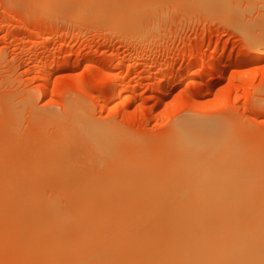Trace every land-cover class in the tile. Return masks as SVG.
<instances>
[{
    "label": "rangeland",
    "instance_id": "rangeland-1",
    "mask_svg": "<svg viewBox=\"0 0 264 264\" xmlns=\"http://www.w3.org/2000/svg\"><path fill=\"white\" fill-rule=\"evenodd\" d=\"M98 1L86 0V6L84 0H0V264H30L27 260L32 261L31 264L40 263L33 262V255L37 256L34 260L40 259L33 254L36 245L32 246L33 240L28 239L36 231L31 229L34 234L28 237V230L24 236L30 224H24L21 219L32 211L28 205L34 200L29 195L33 191L44 197L48 194L62 197L60 204L72 201L71 205H76V202L80 201V204L86 200L81 203L85 209L80 207L86 210L90 206L91 211L87 209L84 214L81 210L84 216L79 215V222L68 227L76 223L80 226V219L84 224L93 217L92 209L109 205L123 210L130 207L140 212L148 211L150 207L156 209L158 205L160 208L165 205L166 208H173V205L182 208L193 194L204 193L208 187H201V183L209 181L207 175L203 176L206 173L200 169L193 171L198 175L181 173L180 166L175 168L173 163L181 154L183 125L187 123L192 125L189 123L193 122L204 128V133L212 138H218L214 133L217 128L218 133L219 129L224 130L223 134L228 130L236 135L230 134L232 138L239 137L237 140L244 150L238 149L234 142L233 147L243 150L248 167L241 171L245 175L240 181V189L236 187L235 190L241 193L245 190L256 195L258 200V196L264 199V27H259L264 19V0H160L158 4L149 0L152 7L146 8L148 16L143 13L145 17H137L139 26H134L132 21L129 24L125 18L124 22L121 18L118 21V17L113 20L111 8L106 7L109 1L107 4L104 1L105 6L101 2L96 6ZM111 3L112 0L110 7ZM115 10L112 9L113 15ZM150 10H154L153 14ZM75 120L79 127L83 122L80 129ZM86 131H90L92 137ZM218 141L216 139L214 143ZM229 146L221 148L225 153H233L234 148L230 146L233 151L230 152ZM211 149H202L201 153H210ZM212 151L216 153L214 149ZM205 153L202 155L204 160L211 162L214 155L210 157L211 153H206L208 156ZM243 156L240 158L244 159ZM68 184L71 185L68 187ZM208 190L205 193L214 192V189ZM172 193H178L174 199L170 196ZM159 194H163L162 197ZM80 195L83 199L78 197ZM166 196L168 202L173 199L172 203L167 202ZM252 196L247 202L255 200ZM23 197H30V203L24 199L27 203L23 204ZM17 198H22L23 203ZM8 199H17L22 203L21 208L29 203L26 206L28 213L26 208L23 212L19 207L13 208L15 201L12 203ZM258 200L253 204L257 206L263 201ZM18 201L16 206L20 205ZM144 202H147L146 207ZM36 205L33 211L39 212ZM77 205L75 207H79ZM245 206L255 207L249 202ZM89 213L93 215L88 218ZM8 222L15 225V232ZM93 222L89 226L85 222V228L82 225L83 229L88 228L86 233L90 226H94L90 230H95L92 233L95 237L91 231L92 237L87 234V239L86 233H81L86 235L83 236L85 242L90 239L92 243L95 234L99 237L104 233L98 235L100 228L101 231L106 229L105 232L110 230L103 226L102 229L94 222L96 227ZM82 226L74 228L77 234L83 231ZM16 229L23 234L16 236ZM22 236L27 237L26 244H23ZM17 241L18 246L14 247ZM89 246L97 248V245L84 247L88 250ZM66 247L62 248L65 252L58 251V258H66L73 246ZM85 248L80 250L84 252ZM73 250V253L78 252L75 247ZM44 251L45 248V256L48 253ZM22 254L26 255L23 257Z\"/></svg>",
    "mask_w": 264,
    "mask_h": 264
},
{
    "label": "bare ground",
    "instance_id": "bare-ground-1",
    "mask_svg": "<svg viewBox=\"0 0 264 264\" xmlns=\"http://www.w3.org/2000/svg\"><path fill=\"white\" fill-rule=\"evenodd\" d=\"M84 1L86 3V0H84ZM104 1L105 0H103V1L99 0L97 2L96 6H99V4H101V3L104 4V6H105ZM108 1H109V3L111 2V0H106L105 1L106 4L108 3ZM146 1L147 0H141V1H138V0H114L113 1L112 0L113 3H111V7L109 6V3L106 7L107 8L109 7L108 9L111 8L110 9L111 11H112V9L114 10V8H116L115 13H114L115 15H113L114 11H112V12L110 11L111 17L112 18L114 17L113 20L117 19L116 17H118V19H117L118 21H120L122 19V21L124 22L123 18H125V20H128V23H129V21H132L135 23L134 26L135 25L139 26L140 24L139 25H137L138 23L136 24V22L138 21V20H136L137 17L140 15L142 17L148 16V14H147L148 10H146V8L148 9V7H150V8L152 7L151 4H150L151 6L149 5V0L147 1L148 3ZM152 1H155L158 4L160 0H152ZM150 3H151V1H150ZM87 4L88 3H86V6H88ZM155 5H156V3H155ZM157 6L158 5H156V7ZM121 7H124L123 9H125V10L120 9ZM107 8H106V10H107ZM159 8L161 9V7H159ZM83 9H85V8L83 7ZM97 9H100V8L97 7ZM117 9H118V12H117ZM80 10L83 11L82 9H80ZM121 11H123L122 13L126 12L128 14V17H126L127 16L126 13H125L126 15H124V14L121 15L122 14V13L120 14ZM153 11L154 10H152V11L150 10L149 12L152 13ZM157 11H158V8H157ZM95 12H97V11H95ZM108 12H109V10L106 12L107 15H108ZM79 13L81 14V12H79ZM79 13H77V14H79ZM130 13H132L131 17L129 16ZM143 13H146L145 16L143 15ZM116 14H120L121 16L116 15ZM141 16L138 17V19H141L142 18ZM111 17H109V19H111ZM125 22L127 23V21H125ZM260 22L261 23H259V27L262 26L261 28H263L264 27V19H262ZM121 24H122V22H121ZM129 24H131V23H129ZM132 25H133V23H132ZM260 57L261 56H259L257 58H260ZM74 109H76V108H74ZM82 110H85V109H82ZM74 119H76V118H74ZM75 121H77V120H75ZM85 121H86V119H85ZM80 123L82 126L83 122H80ZM185 123L186 122H184V124ZM61 124L63 125V123H61ZM179 124L182 125L183 123L182 124L179 123ZM189 124H192V125H188V123H187V125H183L184 126V128H183L184 129V131H183L184 137L181 138L182 139L180 141L181 146H179V150L181 151V154L176 156V160H174V158H173L172 160H174L175 162L171 161V163L172 162L175 163V166H174L175 168L179 165L180 169H181L180 170L181 173L182 172L183 173L184 172L185 173L186 172H189V173L192 172V174H193L194 170L199 171V169H200V172L202 171L203 174L206 173L203 176L207 175L209 177V179H208L209 181L205 182V183H204V181H202L204 184L201 183V187L205 186V188L208 187V189H214V192L205 193L208 190L207 188L205 189L206 191H204V193L198 192V190H197L198 193L193 194V196L190 199H188L186 201L184 200L185 203L183 205H181V206H183L182 208H179V207L177 208V206H175V205H173V206L176 208H174L173 206H172L173 208H166V205L164 206L165 208H160V207H158L159 205L158 206L155 205V207L157 206L156 209H152L150 207V209L148 210L149 207H147L148 211L140 212V211H136V209H130V207L124 208V210H123L122 208H119L117 206H110L109 205L108 207L99 208L97 210L92 209V212H95V213H93L94 215L92 213H89L88 214L89 216H87V217L89 218L91 215H93L94 218L92 216H91V218L95 219L94 222L98 223V225L100 224L101 225L100 227H102V226L107 227V228L109 227L108 229H110V230L107 229L109 232H105L106 229L104 231H101V228L98 229L99 228L98 227L97 228L99 230L98 235H100V232H104V233H102L99 237H97V234H95L96 238H94V239L92 238V240H94L93 242L91 240L92 243L89 242L90 239L88 238L89 239V241L87 240L89 242L88 243V242H85L84 239L85 238L87 239V237H89L87 235V234H89V232L92 231L91 235L93 232H95L94 229L90 230V227L94 228V226H90L89 230H88L89 232L86 233L85 231H87L86 229H88V228L83 229L82 225H84L86 222V224H88V226H89L91 224V222H93L92 219L89 218V219H91V221H89V219L87 221L85 220L84 224L81 223L83 221L80 219V224H81L80 226H78L77 223L75 225H73L74 222H76V221L79 222L78 221L79 215L84 216V214H86L85 211L87 209L89 211H91L89 208L90 206L86 210H83V208H81L82 206H84L83 204L81 205V203H84V201L86 203V200L83 199V197H81V195L83 194L82 192H81L82 194L78 197L79 198L81 197L83 199V202H81L80 204H78L80 201L76 202L78 204V205L77 204L76 205L79 207H75L76 205H71L72 201H70V198L68 200V202L69 201L71 202V203H69L70 205L65 204L66 202L65 203L61 202V204H60V200L62 199V197H60V199H59L58 197H53L51 194H48L47 195L48 197L47 196L44 197L45 196L44 194L42 196V193L40 194V192H38V191L34 192L33 189L31 188L33 192H31V194H29V195L31 198L32 197L34 198V200L32 201L33 204H31L32 202L30 203V201H28L30 199V197L24 198L25 197L24 196L23 197L24 203L22 202V198H17L23 204H26L27 202H25V201L27 200L31 206L28 205L29 203L27 205L29 207H31V209H29V207H26L27 205H24V207L21 208L20 206L22 203L19 202L17 199L16 200L12 199L11 201H12V203L15 201L13 203L14 204L13 208L17 209V207H19L21 209V211L25 210V208H26V210H25L26 212H27V208L29 210L33 211L34 205H36V204H37L36 207L38 206V209L40 210L39 212L33 211L34 214L31 213L32 211L28 210L29 213L27 212L28 215H27V217H25V219L23 216L20 215L22 222H24V224H26V225H27V223L30 224L29 226H27V229H26L27 232L23 228V231L26 232L24 234V236L26 234H28V232L31 229L32 230L35 229V231H36L34 236L31 235V233L34 234L33 231L32 232L30 231L29 234L27 235L28 237H29V235H31L30 237H32V238H28V239H32L33 240L32 242L34 244L32 245V243H31L30 245H32V246L36 245V247H37L36 251L39 253L38 254L34 250H33L34 251V253H33L31 250V252L33 254L36 253L35 255H38V257L40 259V260L37 259L38 261L34 260V258L36 259L37 256H34L31 253L34 257L33 262H35V263L40 262L39 264H45V263H47V264H264V202H263L264 199H260V196H258L259 197V200H258L257 198H255L256 195H254L252 193L248 194L247 191H245V190L242 191V193L245 192L243 194H246L244 196L241 193V191L235 190L236 187H238V189H240L239 188V185L241 183L240 181L242 180L243 174H244V173L243 174H241V173L245 170L246 166L248 167V165H247L248 163H246L247 157L243 156V150L244 149L241 145H239V142H238L239 140H237L239 137L237 139L236 138L234 139V138H232L234 136V135H232L233 134L232 131L231 132L229 131L230 132L229 133L227 130V133H229V135L230 134L232 135V137H231V135L228 136V134L226 132H224L225 134H223L222 131H224V130L221 131L219 129L220 133H218V131H217L218 128L216 130L212 128L213 130L217 131V132L214 131V133L218 134V138H217V136L214 135V133L212 135V136H215L217 141L219 139H222V138L225 139L224 138V136H225L226 139L228 140L227 142H229V143H226V139H225V141H223V139H222V140H219L218 142H215L216 143L215 144L214 140L216 141V139L213 137L214 140H212L213 138L209 137L210 135L209 136L206 135L204 133V130H203L204 128L202 129V127H200V126L193 125V122L189 123ZM75 125H77L78 128L80 129L81 126L79 127V125H80L79 122H78V124H75ZM90 125L96 129V127L94 125H92V124H90ZM213 127H214V125H213ZM225 127L227 128L226 124H225ZM87 128L89 129L88 126H87ZM230 128L232 129V127H230ZM71 129H73V128H71ZM212 129H210V130H212ZM173 130L176 131V128L174 127ZM178 130H179V132H181L180 129H178V127H177V131ZM205 130H207V129H205ZM78 131L79 130L77 129V132ZM86 132L88 135L90 134L89 133L90 131H86ZM92 132H93V130L91 131V133ZM205 132H207V131H205ZM83 133H85V132H83ZM175 134H177V133H175ZM219 134H221L220 135V136H222L221 138H220ZM81 136H83L82 133H81ZM176 136H178V135H176ZM182 136H183V134H182ZM90 137H92L91 134H90ZM234 137H236V135ZM87 138H88V136H87ZM89 138H88V140H89ZM230 139H232V140H230ZM210 141H211V143H210ZM221 141L223 144H226V145L223 146L222 143H219ZM212 142H213V144H212ZM233 142L235 143V146L238 149L241 148L243 150L238 151L237 148H234L235 146H234ZM92 143H94V142H92ZM230 143H233V145ZM228 144H230L231 147L234 146L233 147L234 152L231 151V147ZM227 146H229V148H230L228 150H230V152H233V153H229V151L224 149L227 151L225 153L222 150V148H224V147L226 148ZM239 146H241V147H239ZM210 147H212V149L210 150V153L213 149L215 150L216 153H213L214 151H212L211 154L206 152V153L210 154L209 155L210 157L212 154L214 155V156L212 155L213 157H211V162L209 161L206 163V160H204V157L202 156V155H204L203 153H205V151L203 153H201V151H202V149L206 150L207 148H210ZM235 150H237L236 154H235ZM240 151H242V153ZM237 153H240V154H237ZM231 154H232V156H231ZM241 155L244 157V159L240 158ZM244 155H246V154H244ZM206 156H208V155L206 154ZM61 167L62 166H60V168ZM52 168H54V167H52ZM49 170H50V168H49ZM197 173H194V174H197ZM200 176H201V174H200ZM61 179L62 178H60V180ZM43 180H44V178H43ZM60 180H59V182H60ZM73 180H75V179H73ZM82 180H83V178H82ZM195 180H196V178H195ZM63 181H65V178ZM66 181H68V179ZM81 182L83 183V181H81ZM142 182H145V181L142 180ZM147 182H152V181H147ZM185 182H186V180H185ZM67 183H66V185H67ZM82 183H81V186H83ZM197 183H199V182H197ZM34 184H36V183H34ZM115 184L118 185V183H115ZM152 184H154V183H152ZM195 184L196 183H194V185ZM70 185L71 184H68V187ZM103 186H104V184H103ZM132 186H133V184H132ZM78 187H79V185H78ZM193 187H195V186H193ZM74 188H77V187H73V189ZM100 188H102V187H100ZM120 188H121V186H120ZM79 189H80V187H79ZM79 189L77 188V190H79ZM112 189L110 187V190H112ZM151 189H153V188H151ZM69 190H71V188ZM101 190H103V189H101ZM106 190L108 191V188H106ZM106 190H104V191H106ZM101 192H103V191H100V193ZM208 192H209V190H208ZM78 193L80 194V192H78ZM109 193H113V192H109ZM114 194L115 193H113V195ZM156 194H158V193H156ZM175 194H178V193H175ZM175 194L172 193V195L170 194V196H173L172 198L174 199ZM255 194L258 195V193H255ZM19 195H21V194H19ZM24 195H25V193H24ZM84 195H86L85 191H84ZM97 195L98 194H96V196ZM161 195H163V194H161ZM161 195L159 194V196H161ZM165 195L166 194H164V198H165ZM247 195H250V198ZM252 195H254V196H252ZM76 196H77V194H76ZM100 196H102V195H100ZM122 196H123V194H122ZM124 196H126V195H124ZM148 196H150V195H148ZM246 196L250 200H251V196L253 197L252 200L255 198V200H253L252 203L250 200L248 201L249 205H252L253 207L255 206L254 208H250V206H249V208H247V206H245V205H248ZM263 196H264V194H263ZM13 197H17V196L14 195ZM116 197H119V196L116 195ZM152 197H157V196H152ZM161 197H159V199ZM79 198H77V199H79ZM84 198H85V196H84ZM101 198H103V197H101ZM129 198H131V197H129ZM167 198H168V196H166V200H167ZM10 199H11V196H10ZM10 199H8V200L10 201ZM24 199H26V200H24ZM71 199H72V197H71ZM173 199L170 198V201L168 202V200H169L168 199L167 202L172 203L171 200H173ZM72 200H74V199H72ZM149 200L152 201V199H149ZM177 200H178V198H177ZM256 200H258V201L263 200V201H261V203L259 202L260 205L257 203L258 205L256 206V205H254V204H256L255 203ZM17 201L20 204L19 206H16V204H15V203H17ZM122 201H125V200L123 199ZM143 201H145V200H143ZM34 202H36V203H34ZM158 202H157V204H158ZM175 202H178V201H176V199H175ZM262 202H263V204H262ZM12 203H10V204L12 205ZM105 203H107V202H105ZM146 203H145V207H146ZM155 203L153 202V204H155ZM10 204H9V206H10ZM93 204H95V203H93ZM108 204H110V203H108ZM149 204L151 205V203H149ZM80 205H81V207H80ZM179 205H180V203L178 204V206ZM151 206H153V205H151ZM167 206H169V205L167 204ZM9 208H7V209H9ZM16 209H15V211L17 212L18 210H16ZM84 209H85V206H84ZM119 209L120 210L122 209V210L120 211ZM81 210L85 213L84 214L81 213L82 212ZM144 210H146V208ZM11 211H12V209H11ZM15 213H13V214H15ZM30 214H33V215H30ZM29 215H30V217H29ZM137 216H139V217H137ZM13 218L14 217L12 216V219ZM84 218H86V217H84ZM84 218H82V219L84 220ZM17 219H20V217ZM30 219L32 222L30 221ZM26 220H28L29 222ZM114 220H115V223L113 222ZM133 220H134V222H132ZM13 221H14V219H13ZM15 222H16V220H15ZM22 222H20V223H22ZM34 223H35V225H34ZM71 223H73L72 224L73 226L71 225L72 227L71 226L68 227L67 225H70ZM93 223H92V225H93ZM9 224H12V223H9ZM12 225H13V227L15 226L14 224H12ZM23 225H22V227H24ZM76 225H77V227H76ZM94 225L96 227L98 226L95 223H94ZM19 226L20 225H18V227ZM65 226H66V228H65ZM81 226H82V229L84 232L80 229L81 232L79 230L80 233L77 234V229H74V228L79 229V227H81ZM88 226H86V227H88ZM29 227H30V229H28ZM67 227H68V229H67ZM70 227L73 228L74 231L73 230H71V231L74 233L70 232V230H69ZM103 227H102V229H104ZM7 228H9V227H7ZM20 228H21V226H20ZM84 228H85V225H84ZM17 229H19V228H17ZM17 229H16V231L18 232ZM97 229H96V231H97ZM7 231L9 232V229ZM75 231H76L77 236L75 235ZM14 232H15V227H14ZM81 233H86L87 236L85 234L81 235ZM9 234H10V232H9ZM19 234L20 233L18 232L16 234V236H18ZM22 234L23 233H21L20 236ZM79 235H80V238L78 237ZM24 236H22V238ZM39 236L43 237V238L40 239ZM83 236L84 237L86 236V237L83 238ZM92 236L95 237L94 235H92ZM34 237H38V238H34ZM16 238H19V237H16ZM22 238H20V240ZM103 238H104V241H103ZM105 238H107V239L105 240ZM25 239L27 240V237H24L23 242H25V243H23V244H26ZM13 241L14 240H12V242ZM100 242H101V244H100ZM98 243H99V249H98ZM21 244L22 243L20 242V245ZM75 244H81V245L76 248V246H74ZM82 244H83V246H82ZM85 244L86 245H92V246L97 245V248L91 249L93 247L90 248V246H89L88 248L93 250V251H91V250L89 251V249L87 250V247L86 248L84 247V246H86ZM11 245H12V243H11ZM61 245H63V246H61ZM15 246H18V241H17V245L14 244V247ZM21 246L19 249L22 250L23 246L22 247ZM58 246L61 249H59ZM65 246H67L68 248L73 246V247H75V249L78 252L73 253L74 250L72 247V250L71 249L68 250V251H70V253H68L69 255L67 253H66L67 255L64 254L68 258L64 257L65 260L63 257L58 258L56 256V255H59L57 253H60L58 251L62 250L61 253L65 252V250L63 251V249H62V248H65ZM44 248H45L44 252L48 253L47 255L45 254V256L43 254ZM80 248H82V250H84L83 248H85L86 250L84 252H82V250H80ZM27 251H28V249H27ZM23 252H24V249H23ZM71 252H72V254H75L77 256V258L75 255H72ZM77 253H80V255H77ZM87 253H88V255L86 256ZM70 254L72 255L73 258L71 257ZM25 255L26 254H24L23 257ZM83 255H85V256H83ZM60 256H62V255L60 254ZM78 256H80V257H78ZM31 258L32 257L30 256L29 259L32 260ZM25 259H27V258L25 257ZM44 260H46V261H44ZM27 261L30 264L32 262V261L30 262L29 260H27ZM28 262H26V263H28Z\"/></svg>",
    "mask_w": 264,
    "mask_h": 264
}]
</instances>
